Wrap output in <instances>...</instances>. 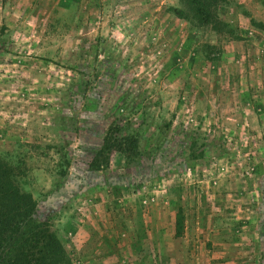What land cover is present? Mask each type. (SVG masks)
Instances as JSON below:
<instances>
[{
	"label": "rangeland",
	"instance_id": "374dc122",
	"mask_svg": "<svg viewBox=\"0 0 264 264\" xmlns=\"http://www.w3.org/2000/svg\"><path fill=\"white\" fill-rule=\"evenodd\" d=\"M0 156L73 264H264V0H0Z\"/></svg>",
	"mask_w": 264,
	"mask_h": 264
},
{
	"label": "trees",
	"instance_id": "16d2710c",
	"mask_svg": "<svg viewBox=\"0 0 264 264\" xmlns=\"http://www.w3.org/2000/svg\"><path fill=\"white\" fill-rule=\"evenodd\" d=\"M199 12L205 11L201 7ZM116 143L125 154L138 145L130 139ZM36 209L32 194L21 188L15 170L0 156V264H73L51 225L36 219Z\"/></svg>",
	"mask_w": 264,
	"mask_h": 264
}]
</instances>
